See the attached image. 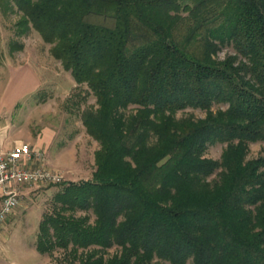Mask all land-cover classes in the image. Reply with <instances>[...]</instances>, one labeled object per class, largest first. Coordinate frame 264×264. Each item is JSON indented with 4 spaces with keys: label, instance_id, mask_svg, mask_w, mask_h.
<instances>
[{
    "label": "trees",
    "instance_id": "1",
    "mask_svg": "<svg viewBox=\"0 0 264 264\" xmlns=\"http://www.w3.org/2000/svg\"><path fill=\"white\" fill-rule=\"evenodd\" d=\"M0 10L18 13L14 35L37 31L95 98L80 112L99 144L91 178L60 183L38 224L50 264H264V153L246 158L264 141V0H0ZM225 46L234 53L218 59ZM22 47L9 39V51ZM187 107L205 115L175 116ZM216 142L220 158L206 157Z\"/></svg>",
    "mask_w": 264,
    "mask_h": 264
},
{
    "label": "rangeland",
    "instance_id": "2",
    "mask_svg": "<svg viewBox=\"0 0 264 264\" xmlns=\"http://www.w3.org/2000/svg\"><path fill=\"white\" fill-rule=\"evenodd\" d=\"M16 18L17 16L0 10V64L7 61L10 63L28 61L25 58L10 56L8 52L7 42L9 39L17 38L24 44L23 38L26 37V35L22 37L14 35L13 23ZM31 39L37 41L36 48L40 55L38 63L42 72L43 84L36 92L24 97L12 114L2 115V117L6 123L9 122L8 124L12 129L11 133H21L25 137L27 135L37 137V133L41 132L42 129L47 126L51 128L55 134L54 150L50 154L39 150L45 154L47 165L62 174V179L56 183L26 185L20 188L19 204L14 213L8 217L6 223H10L13 227L9 232H15L18 238L29 244H32L33 239L36 238L39 221L42 214L50 209L52 196L58 190L59 184L63 181H79L91 178L95 169L94 151L99 147L98 142L86 133L80 119V112L83 108L96 107L95 98L88 93L84 84L72 83L70 72L64 70L60 61L50 54V51L46 49L47 45L42 43L43 40L42 42L38 41L37 37ZM233 53L231 46H225L217 52L216 56L218 59H223ZM70 96L72 97L70 98ZM225 107L224 104H214L211 109L217 110ZM204 115V110L191 107L179 110L175 114L177 118L190 116L195 119ZM25 140L21 141L28 142L33 147L30 141ZM56 145L66 151L61 166L51 165V158L58 163V156L55 153ZM72 146L75 148V162H72L68 155ZM225 147V142L210 144L205 150V156L219 159ZM263 153L264 141H255L249 144L246 158L252 159ZM215 176L216 173L212 174L210 178ZM88 213L90 219L93 220L94 215L91 211ZM4 233L7 234V231ZM4 237H8V235H4ZM117 249L116 246H112L107 252L113 254ZM59 252H55L54 255H59ZM43 258V264H50V256L45 255ZM190 262L189 260L186 264H190ZM164 264L169 263L164 262Z\"/></svg>",
    "mask_w": 264,
    "mask_h": 264
},
{
    "label": "crops",
    "instance_id": "3",
    "mask_svg": "<svg viewBox=\"0 0 264 264\" xmlns=\"http://www.w3.org/2000/svg\"><path fill=\"white\" fill-rule=\"evenodd\" d=\"M10 14L17 16L14 22L19 17L18 13ZM33 37H37V40L42 42V38L38 32L31 29L26 34V37L23 38L24 44L22 49L8 51L10 56L21 59L25 58L28 61L24 63H10L7 61L4 64H0V138L2 144L6 146H10L12 143L23 142L21 140L26 139L33 144V148L40 149L50 154L52 150H54L55 134L49 126L46 127L48 129L44 128L41 132H38L37 137H33L32 135H27L25 137L21 133H11L12 129L8 124L9 122L6 123V120L4 121L2 117V115L12 114L18 103L24 97L36 92L43 84L42 72L38 63L40 55L36 48L37 41L31 39ZM42 43L45 42L43 41ZM45 45H47L46 49L49 50L50 44L45 43ZM71 81L72 83L74 82L73 78H71ZM55 148V153L58 156V163L54 162L51 158V165L61 166L66 151L61 147H57V145ZM68 155L71 161L75 162L74 146L68 151ZM6 221H8V218ZM6 221L0 228V264H43V257L45 255L40 254L36 250L35 239H33L32 244H29L23 239L18 238L15 232H9L13 227L10 223H6ZM4 231H7V234H5ZM4 235H8V237H4Z\"/></svg>",
    "mask_w": 264,
    "mask_h": 264
},
{
    "label": "built area",
    "instance_id": "4",
    "mask_svg": "<svg viewBox=\"0 0 264 264\" xmlns=\"http://www.w3.org/2000/svg\"><path fill=\"white\" fill-rule=\"evenodd\" d=\"M61 179L62 174L47 165L42 151L27 142L6 146L0 138V228L17 208L22 186L56 183Z\"/></svg>",
    "mask_w": 264,
    "mask_h": 264
}]
</instances>
